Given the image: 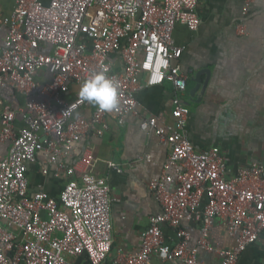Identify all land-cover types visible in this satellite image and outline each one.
<instances>
[{
	"label": "built area",
	"instance_id": "1",
	"mask_svg": "<svg viewBox=\"0 0 264 264\" xmlns=\"http://www.w3.org/2000/svg\"><path fill=\"white\" fill-rule=\"evenodd\" d=\"M199 1L14 0L10 17L0 23L7 28L0 45V88L9 86L27 102L16 111L4 109L0 119V142L9 145L0 160V264H77L81 256L88 264L105 263L112 248L110 186L93 172L92 149L65 164L83 139L107 133L110 117L120 125L129 116L140 119L143 131L169 147L163 173L148 185L162 212L149 219L140 248L120 254L113 264H151L152 257L202 264L200 251L214 254L219 264H237L259 240L264 233V164L228 177V161L220 150L198 151L185 133L189 109L181 97L188 77L178 65L183 49L175 45L173 33L177 25L190 32L199 29ZM255 1H243V17ZM237 31L245 34L244 25ZM43 71L51 79L38 87ZM100 71L116 82L119 106L111 113L95 106L87 116L93 104L81 101L80 85ZM166 81L175 97L171 123L164 127L155 117H143L135 95ZM75 87V97L66 101ZM18 119L23 122L19 129ZM38 154L69 178L58 199L42 190L28 192V166ZM172 183L174 189L168 190ZM216 221L234 239L232 249L213 246ZM184 222L198 225L193 248ZM165 226L176 231L174 246L164 239Z\"/></svg>",
	"mask_w": 264,
	"mask_h": 264
},
{
	"label": "crops",
	"instance_id": "2",
	"mask_svg": "<svg viewBox=\"0 0 264 264\" xmlns=\"http://www.w3.org/2000/svg\"><path fill=\"white\" fill-rule=\"evenodd\" d=\"M243 1L200 0L199 29L190 32L177 25L173 33L175 45L183 49L178 65L188 77L187 91L181 97L189 109L186 136L198 151L217 147L228 161V177L251 164H264V0H256L245 17L241 13ZM14 6V0H0V23L10 17ZM240 24L244 25L245 34L238 33ZM6 35L7 28L1 25L0 45ZM199 72L201 89L192 97L190 93L197 85L194 78ZM50 79L43 71L37 77L38 87ZM77 92L78 87L72 88L64 99L71 101ZM135 96L143 117H155L164 127L171 123L175 93L169 82L143 89ZM26 102L23 95L9 86L1 87L0 119L4 109L16 111ZM94 107L84 113L88 116ZM108 125L103 137L89 136L78 143L65 166H70L85 149L93 150V172L110 186L112 248L104 264H113L120 254H131L140 248L141 234L149 226V219L162 212L148 185L163 173L169 147L154 133L143 131L140 119L134 116L127 117L121 125L110 117ZM22 126L18 119L16 128ZM8 146L0 142V160L7 155ZM110 164L120 168L121 173ZM169 174L175 176L174 170L170 169ZM27 178L30 195L42 190L55 199L69 180L64 170L50 166L42 154L28 166ZM174 186L169 184L167 189L173 190ZM205 201L204 198L202 205ZM1 224L5 225L3 221ZM181 227L189 234V247H195L198 225L184 222ZM162 230L165 241L174 246L176 231L167 226ZM210 238L218 249L235 246L221 221L214 223ZM198 258L202 264H219L218 257L204 251L199 252ZM77 264H88L86 257H79ZM151 264L179 263H163L152 257ZM237 264H264V233L247 247Z\"/></svg>",
	"mask_w": 264,
	"mask_h": 264
},
{
	"label": "clouds",
	"instance_id": "3",
	"mask_svg": "<svg viewBox=\"0 0 264 264\" xmlns=\"http://www.w3.org/2000/svg\"><path fill=\"white\" fill-rule=\"evenodd\" d=\"M78 95L82 102L93 104L103 112L111 113L119 106L117 84L103 71L91 73L81 83Z\"/></svg>",
	"mask_w": 264,
	"mask_h": 264
},
{
	"label": "water",
	"instance_id": "4",
	"mask_svg": "<svg viewBox=\"0 0 264 264\" xmlns=\"http://www.w3.org/2000/svg\"><path fill=\"white\" fill-rule=\"evenodd\" d=\"M202 73L201 72H199V73H197L196 75H195V78H194V82L197 84L195 87H194V89L191 91V96L192 97H194V95L201 89V79H200V75H201ZM202 90H203V88H202Z\"/></svg>",
	"mask_w": 264,
	"mask_h": 264
}]
</instances>
